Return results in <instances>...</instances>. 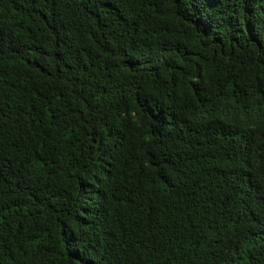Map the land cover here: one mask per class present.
I'll return each instance as SVG.
<instances>
[{"label": "trees", "instance_id": "trees-1", "mask_svg": "<svg viewBox=\"0 0 264 264\" xmlns=\"http://www.w3.org/2000/svg\"><path fill=\"white\" fill-rule=\"evenodd\" d=\"M0 264H264V0H0Z\"/></svg>", "mask_w": 264, "mask_h": 264}]
</instances>
